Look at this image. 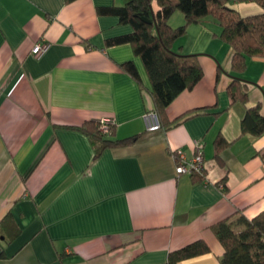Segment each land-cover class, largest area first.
Returning <instances> with one entry per match:
<instances>
[{"label": "crops", "instance_id": "1", "mask_svg": "<svg viewBox=\"0 0 264 264\" xmlns=\"http://www.w3.org/2000/svg\"><path fill=\"white\" fill-rule=\"evenodd\" d=\"M127 1L0 0V264H169L197 240L209 251L178 264H221L213 226L264 211V133L242 129L247 107L261 103L264 115V58L239 74L247 103L232 102V48L212 19L190 25L174 49L199 54L203 77L168 106V127L149 130L143 61L129 43L106 44L132 27L97 12ZM39 42L48 49L37 58ZM101 119L114 121V138L140 136L95 158L98 142L71 127ZM219 135L228 145L218 153ZM195 141L204 174H177L174 151L191 158Z\"/></svg>", "mask_w": 264, "mask_h": 264}, {"label": "trees", "instance_id": "2", "mask_svg": "<svg viewBox=\"0 0 264 264\" xmlns=\"http://www.w3.org/2000/svg\"><path fill=\"white\" fill-rule=\"evenodd\" d=\"M243 2H255L262 11L242 15L233 6ZM97 12L116 16L120 23L132 27L130 33L109 38L106 44L114 46L129 43L143 61L160 129L170 125L168 106L182 92L192 90L204 74L199 54L180 53L174 49L175 42L187 35L190 25L201 24L208 19H212L221 28L220 39L232 48V79L227 87L228 94L232 102L247 103L248 82L239 74L245 71L250 58H264V0H128L123 5L100 6ZM175 12H180L185 22L173 27L170 19ZM123 67L140 81L138 70L132 61L124 63ZM261 107V103L247 107L242 120L244 133L256 136L264 133ZM183 118H188V115L184 114L181 121ZM71 128L90 136L95 143L98 142L95 158L107 148L132 144L140 136L114 138V125L110 135L103 134L99 121H87ZM227 145L222 135L216 138L218 153ZM213 230L224 247L221 264H264V211L252 219L239 214L222 220L213 226ZM208 251L209 246L204 241L197 240L171 252L168 263L178 264L181 260Z\"/></svg>", "mask_w": 264, "mask_h": 264}, {"label": "built area", "instance_id": "3", "mask_svg": "<svg viewBox=\"0 0 264 264\" xmlns=\"http://www.w3.org/2000/svg\"><path fill=\"white\" fill-rule=\"evenodd\" d=\"M48 49V44L44 42L37 43L33 49L32 53L35 57H40ZM149 119V130L160 129V123L155 112L149 113L147 116ZM100 128L103 134L110 135L111 127L114 125V121L110 119H101ZM203 142L195 141V154L193 157L188 158L182 150H177L175 158L177 159L176 172L177 174H198L203 175L205 170L204 153H203Z\"/></svg>", "mask_w": 264, "mask_h": 264}, {"label": "rangeland", "instance_id": "4", "mask_svg": "<svg viewBox=\"0 0 264 264\" xmlns=\"http://www.w3.org/2000/svg\"><path fill=\"white\" fill-rule=\"evenodd\" d=\"M177 17H179V18L181 19L183 16H182V14H181L180 12H176V13L173 15V18H172V23H173V24H178V23H176L177 21H175V19H176ZM184 22H185V21H184ZM184 22L179 23L178 25H175V26L182 25V24H184Z\"/></svg>", "mask_w": 264, "mask_h": 264}, {"label": "water", "instance_id": "5", "mask_svg": "<svg viewBox=\"0 0 264 264\" xmlns=\"http://www.w3.org/2000/svg\"><path fill=\"white\" fill-rule=\"evenodd\" d=\"M145 19V21H147V22H151L150 20H148V19H146V18H144Z\"/></svg>", "mask_w": 264, "mask_h": 264}]
</instances>
